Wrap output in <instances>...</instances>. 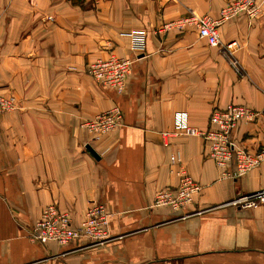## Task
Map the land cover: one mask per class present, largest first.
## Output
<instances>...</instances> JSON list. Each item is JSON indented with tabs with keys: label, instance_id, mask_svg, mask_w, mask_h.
Returning a JSON list of instances; mask_svg holds the SVG:
<instances>
[{
	"label": "crops",
	"instance_id": "obj_1",
	"mask_svg": "<svg viewBox=\"0 0 264 264\" xmlns=\"http://www.w3.org/2000/svg\"><path fill=\"white\" fill-rule=\"evenodd\" d=\"M232 1L0 0V92L16 99L0 115V264H264V204H228L264 190V163L232 179L203 138L163 135L176 111L204 131L215 109L237 104L259 116L239 124L236 142L264 147V15L225 23L221 48L192 28L158 32L192 12L216 18ZM135 36L145 38L142 51ZM110 53L133 61L122 93L89 74ZM114 107L119 128L97 136L82 127ZM175 154L202 191L186 208L155 207L159 191L179 185ZM96 203L110 214V241H29L47 206L78 223Z\"/></svg>",
	"mask_w": 264,
	"mask_h": 264
},
{
	"label": "built area",
	"instance_id": "obj_2",
	"mask_svg": "<svg viewBox=\"0 0 264 264\" xmlns=\"http://www.w3.org/2000/svg\"><path fill=\"white\" fill-rule=\"evenodd\" d=\"M264 15V0H234L221 10L218 17L199 15L192 12L190 15L165 23L158 30L168 33L172 30L194 29L201 39L212 47L221 48V27L239 17L245 16L250 21ZM145 45L144 36H135L133 47L142 51ZM236 43H229L223 49L232 50ZM231 66L240 72L239 63L227 55ZM133 61L110 53L106 58L97 59L89 67V74L100 85L113 89L118 93L124 92L128 78L132 71ZM16 108V99L13 96L0 92V115L10 113ZM259 114L252 109L229 104L213 111L210 125L207 130L193 128L189 123V114L186 111H176L173 116V129L165 132V137L187 134L203 138L208 146V157L229 175L232 179L242 178L264 163V147L252 153L242 148L234 138V132L244 121H254ZM124 124V115L120 108L114 107L96 114L82 122L87 131L102 136L119 128ZM235 165V170L228 173L227 169ZM172 169L179 177V185L175 189H164L157 193L155 207H171L174 210L191 205L201 193L202 186L181 166L179 154L171 157ZM239 209H254L264 204V190L239 195L228 203ZM29 241L43 246L56 244L66 246L76 240H84L87 245H101L112 239L110 230V214L101 203L91 204L80 222H75L71 214L59 209L55 205L47 206L41 218L34 223L27 235Z\"/></svg>",
	"mask_w": 264,
	"mask_h": 264
},
{
	"label": "water",
	"instance_id": "obj_3",
	"mask_svg": "<svg viewBox=\"0 0 264 264\" xmlns=\"http://www.w3.org/2000/svg\"><path fill=\"white\" fill-rule=\"evenodd\" d=\"M87 150L95 159H99V155L94 151L91 146H87Z\"/></svg>",
	"mask_w": 264,
	"mask_h": 264
}]
</instances>
